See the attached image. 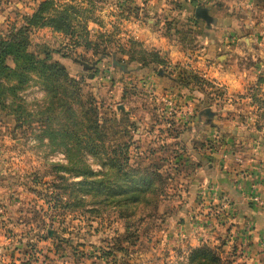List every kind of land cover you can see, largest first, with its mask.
<instances>
[{"label": "rangeland", "instance_id": "1", "mask_svg": "<svg viewBox=\"0 0 264 264\" xmlns=\"http://www.w3.org/2000/svg\"><path fill=\"white\" fill-rule=\"evenodd\" d=\"M42 1L0 0V42L27 27L24 56L10 52L3 62L10 69L0 68V264H188L192 249L204 243L220 253L221 264H264V226L247 228L252 234L242 238L230 232L235 225L230 216L220 220L221 234H206L197 246L190 245L187 232L175 234L178 224L187 225L201 212L192 203L198 187L194 190L189 165L201 143L210 150L212 142L219 151L229 144L225 136L193 138L198 129L178 118L180 110L192 99L197 106L189 107L191 116L207 121L208 111L215 122L232 125L229 113L240 110L235 102L249 98L263 106L257 114L260 122L264 118V65L249 81L252 92L231 93L218 74L225 66L241 68L240 54L242 66L251 69L257 44L245 49L246 39L253 37L264 51V15L255 3L237 11L235 0H57L63 8L74 7L70 33L27 24ZM223 3L232 10L222 9ZM259 5L264 8V0ZM197 8L207 9L210 20L197 16ZM154 39H162L165 48L151 45ZM238 41L241 52L234 45L224 48ZM55 62L66 67L67 78L51 73L47 66ZM201 62L211 66L208 78ZM92 111L117 113V128L129 133L124 140L131 143L130 164L166 176L153 224L149 219L138 224L140 216H132L147 211L144 205L134 213L116 205L129 200L137 183H122L121 174L101 159L78 151L76 136L88 123L85 115L95 117ZM253 126L262 128L258 122ZM254 136L264 152V137ZM82 170L111 187L80 183ZM126 173L127 180L147 177ZM259 208L264 210V202Z\"/></svg>", "mask_w": 264, "mask_h": 264}, {"label": "crops", "instance_id": "2", "mask_svg": "<svg viewBox=\"0 0 264 264\" xmlns=\"http://www.w3.org/2000/svg\"><path fill=\"white\" fill-rule=\"evenodd\" d=\"M253 3L258 7L257 11L264 15L263 6L259 5L260 0L234 1V4L238 6L235 8L237 11L245 7V5ZM223 4L222 9H226V11L232 10H230V8L227 9L228 5L226 3ZM253 5L252 9L254 8ZM236 19L235 17V19L232 18L230 20ZM154 40V43L150 41L151 45L165 48V43H163L162 39ZM254 40L253 37L249 40L250 42L246 39L244 47L248 49L253 47L254 44H257L255 46L256 48L253 47L254 52L252 56L254 59L252 60L254 63H252L250 70L242 66L244 63V55L240 54L237 58L238 60L241 58V68L238 66V68L230 69L226 68L224 65L225 67L218 73L219 80H222L223 84L227 85V89L231 93L248 92L250 86L249 81L260 72L261 67L264 65V51L262 48H258L259 41L255 43L256 41ZM240 43L241 41H238L228 46L224 44V48L228 49L230 48L229 46L234 45L235 51L241 52V48H239ZM170 55L172 54H169V56ZM228 56L229 55L224 56L225 59H227ZM171 57L173 58V56ZM177 58L178 57H176V59ZM201 64L204 69L203 75L208 78L212 73L211 66L206 65L204 62H201ZM160 75H162V72ZM160 78L163 81V75ZM145 81V84L150 82L148 79H145ZM157 81L159 82V79ZM158 82L155 86L159 89L161 84H158ZM158 89H156L155 93H158ZM249 92H252V89L249 90ZM163 93H166V91ZM242 101L243 102L239 101L238 103L235 102V106H240L239 111L229 113V118L231 119L230 123H232V125L228 124L227 121H222V124V122L216 120V118L221 119V114L215 115L216 122L212 120L211 115L207 121H204V118H201L202 116L199 115L196 117L191 116L188 111L189 107L193 106L192 108L194 109V107L197 106L193 105L192 99L187 101L189 106L184 104V106H186V109H183L184 111L180 110L183 114H178V118H184L182 122L189 121V124L196 125L198 134L193 138H198L203 141L211 137L215 138L216 135L225 136L223 139L229 141V144H227L228 150H207L206 146H203L196 152L198 153L196 161L200 160L202 164L193 169L195 175L191 181L194 182L196 186L194 190L198 187V193L195 192L192 203L198 208L201 207V212L199 213V210L197 213L192 212L194 216H191L190 223L187 225H182L180 223L178 224L177 230L175 228L177 237L183 236L184 233L187 232V236L192 240L190 243L191 246L201 244L202 238H204L206 234V237L211 236L212 238L218 236L219 233L221 234L223 230H219L222 229L221 227H223V224L220 220L223 219L226 222L224 218L234 217L235 225H233L230 232H236V235H240L242 238L252 234L254 227L264 226V210L259 208L261 203L253 200V197L257 196L261 199L262 203L264 202V152H259L257 145H255L257 143H254L255 141L253 142L252 140L255 137L254 134H257L259 137L258 139L264 137V126H262L264 124V118H262L260 122L261 117L257 114V111L261 110L260 107L263 106H260L257 102L249 98H242ZM260 113H262V111ZM255 121L258 122L262 128L253 126V124L256 123ZM235 124H238L239 127H235V130H231L230 127L233 125L235 126ZM214 125L220 126L215 127ZM182 135L183 134H181L180 137ZM218 140L219 139H217V141ZM236 140H239L238 144L233 142ZM246 141L248 143H246ZM231 143L232 145H230ZM237 146L239 147L237 148ZM232 148L233 150L231 151ZM229 161L234 163H229ZM207 212H209V215L206 214ZM238 221L242 224L241 226H236ZM216 222H218V224H216ZM245 224L247 227L244 226ZM251 225L252 227H250ZM237 227L239 230H237ZM247 228L253 229L247 231ZM202 230H204V232Z\"/></svg>", "mask_w": 264, "mask_h": 264}, {"label": "trees", "instance_id": "3", "mask_svg": "<svg viewBox=\"0 0 264 264\" xmlns=\"http://www.w3.org/2000/svg\"><path fill=\"white\" fill-rule=\"evenodd\" d=\"M71 12L74 11V7H61L58 4L57 0H45L42 1L40 6L38 7L37 11L33 13L28 18V25H51L55 29L64 31V32H70L73 33L72 29L73 26V20L71 19ZM27 30V27H22L18 30V32L13 36L12 41L10 42H0V68L1 69H10L8 65H5L4 59L5 56L10 52H16L18 57L24 56V54L21 52V49H24L26 47V39H25V32ZM84 31H88V29L83 26ZM82 37V36H81ZM80 38V36H79ZM20 54V55H19ZM49 56V55H48ZM82 62L83 64H87L86 62H83L79 59H77V62ZM50 68V71L52 74L56 76H63V78H67L66 74V67L61 65L58 62L51 63V65L47 66ZM164 73H162L163 75ZM74 84H76L75 81H72ZM59 86H62L60 82H58ZM89 110L86 112L88 114ZM95 117H90L89 115H85L86 120L88 123H82V133L81 135L77 137V146L78 151L86 149L87 151H90L92 155H94L96 158L101 159L103 164L110 166L114 170V172L121 174L122 180L124 182H130V183H137L135 187H130V190L133 191V194L129 196V200H123L122 203L120 201L116 202L117 206H123L125 209L131 210V212L134 213L136 209H141L142 205L147 209H142V211H145L146 214H141L145 212H138L135 211L134 215H139L138 224L145 223L147 219H149V222L151 224L155 221V216L157 210L160 208V202L162 192L164 190L163 183H166V176L157 169L150 170L149 168H137L130 164V161L132 160V156L129 155V149L131 143L124 140L125 135H129L128 130L126 127H119L117 128V123L119 124L121 119L117 116V113H111V114H105L103 116H100L98 112H94ZM92 113V114H93ZM125 113V112H124ZM204 113H207V115L210 117V113L208 111H205ZM125 117H128L126 113L123 114ZM123 119V118H122ZM175 137L179 136L178 132L175 133ZM113 136V137H112ZM110 142L113 143L111 147H109ZM202 147L205 146L203 142L201 143ZM209 147V145L206 146V148ZM211 149L213 150V143L211 142ZM71 157V155H70ZM123 159V161H122ZM201 161H194L191 164H189L192 169H195L201 165ZM127 167L128 170L125 169ZM132 172L134 174L143 172L147 175V177L144 178H137L136 180L133 179V177L130 180H127L125 175L126 172ZM84 174V180H82L80 183H83L85 185H97L100 184L99 189L102 190H108L111 186L105 185L104 179H89L90 175L92 174V171H83ZM170 178V176H169ZM168 178V179H169ZM113 183V182H110ZM158 183V184H155ZM104 184V185H103ZM113 191V190H112ZM125 193V192H124ZM114 194V192L112 193ZM134 195V196H133ZM133 196V197H132ZM108 200V198H106ZM134 207V209H132ZM124 209L120 210V216L123 215L121 212H123ZM145 215V218H144ZM131 215H129L130 218ZM125 217V216H123ZM129 220V219H128ZM141 227H137L136 231H141ZM138 235V233H137ZM114 251L113 248H110V250H107L108 253H112ZM220 253L212 246L208 244H202L197 247H194L192 249V252L189 257L188 264H221L222 259Z\"/></svg>", "mask_w": 264, "mask_h": 264}, {"label": "water", "instance_id": "4", "mask_svg": "<svg viewBox=\"0 0 264 264\" xmlns=\"http://www.w3.org/2000/svg\"><path fill=\"white\" fill-rule=\"evenodd\" d=\"M196 14H197V16L203 17L206 20H210V15L208 13V10L205 8H197ZM120 106L121 107H119V108L124 109V107L122 105H120ZM210 115H212V114H210Z\"/></svg>", "mask_w": 264, "mask_h": 264}, {"label": "built area", "instance_id": "5", "mask_svg": "<svg viewBox=\"0 0 264 264\" xmlns=\"http://www.w3.org/2000/svg\"><path fill=\"white\" fill-rule=\"evenodd\" d=\"M253 200L258 202V203H262L261 199L259 197H257V196H254Z\"/></svg>", "mask_w": 264, "mask_h": 264}]
</instances>
